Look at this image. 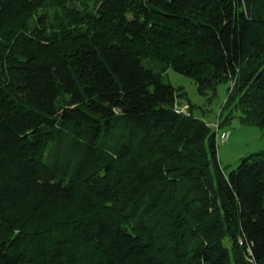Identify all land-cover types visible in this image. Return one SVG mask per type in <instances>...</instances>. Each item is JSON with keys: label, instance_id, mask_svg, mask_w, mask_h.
<instances>
[{"label": "trees", "instance_id": "obj_1", "mask_svg": "<svg viewBox=\"0 0 264 264\" xmlns=\"http://www.w3.org/2000/svg\"><path fill=\"white\" fill-rule=\"evenodd\" d=\"M72 1L0 0V264H264V151L143 63L264 129V0Z\"/></svg>", "mask_w": 264, "mask_h": 264}, {"label": "rangeland", "instance_id": "obj_2", "mask_svg": "<svg viewBox=\"0 0 264 264\" xmlns=\"http://www.w3.org/2000/svg\"><path fill=\"white\" fill-rule=\"evenodd\" d=\"M77 3H79L78 0L72 1L70 5ZM143 63L161 73L165 82H171L185 92V96L181 99L179 97L176 104L191 102L195 115L206 119L211 125L216 122L226 99L230 82L221 81L217 84L215 91L209 88L201 92L193 76L179 72L151 57H144ZM235 114L220 127L221 130H230L227 140H218V157L225 172L235 168L243 156L252 152L264 151V129L257 125L242 123L237 116L239 113L236 111ZM224 116L225 113L221 115L222 119Z\"/></svg>", "mask_w": 264, "mask_h": 264}, {"label": "built area", "instance_id": "obj_3", "mask_svg": "<svg viewBox=\"0 0 264 264\" xmlns=\"http://www.w3.org/2000/svg\"><path fill=\"white\" fill-rule=\"evenodd\" d=\"M175 110L178 113H183V114H190V106L189 104L185 103V104H176L175 105ZM212 126L215 128L216 130V134H217V140H221V141H225L229 138L230 136V130L228 129H220V121L217 119L216 122L212 123ZM241 243L243 242V240H240Z\"/></svg>", "mask_w": 264, "mask_h": 264}]
</instances>
